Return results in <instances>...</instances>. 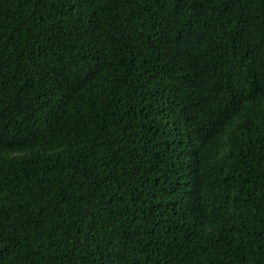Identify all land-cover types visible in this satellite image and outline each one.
Wrapping results in <instances>:
<instances>
[{
	"label": "trees",
	"instance_id": "trees-1",
	"mask_svg": "<svg viewBox=\"0 0 264 264\" xmlns=\"http://www.w3.org/2000/svg\"><path fill=\"white\" fill-rule=\"evenodd\" d=\"M0 264H264V0H0Z\"/></svg>",
	"mask_w": 264,
	"mask_h": 264
}]
</instances>
